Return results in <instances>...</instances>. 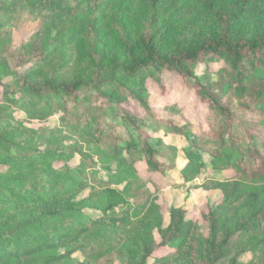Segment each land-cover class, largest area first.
Here are the masks:
<instances>
[{"label":"trees","instance_id":"trees-1","mask_svg":"<svg viewBox=\"0 0 264 264\" xmlns=\"http://www.w3.org/2000/svg\"><path fill=\"white\" fill-rule=\"evenodd\" d=\"M37 15L28 56L14 34ZM72 45L79 71L43 75L74 60ZM165 72L206 104L205 120L155 114L147 82L164 86ZM134 99L152 121L121 103ZM56 113L57 127L30 124ZM179 151L186 180L222 172L202 186L224 201L201 220L170 207L164 227L140 165L172 171ZM0 264H264V0H0Z\"/></svg>","mask_w":264,"mask_h":264},{"label":"rangeland","instance_id":"rangeland-1","mask_svg":"<svg viewBox=\"0 0 264 264\" xmlns=\"http://www.w3.org/2000/svg\"><path fill=\"white\" fill-rule=\"evenodd\" d=\"M72 3L77 5L81 0H71ZM24 24V23H23ZM20 27V26H19ZM41 28V19L39 15L35 16L33 19L25 22L24 25H21L20 28L17 27V30L14 34V43L19 46L20 50L27 52V55H32L34 48L36 46V41L32 43L33 34L37 31V28ZM7 31H10L13 27L11 25V20H7L5 25ZM35 44V46H34ZM27 49V50H26ZM70 51L74 53V60L65 64L64 66L58 65V58H55L54 61L45 65L43 68V75L49 76L54 73L59 75H70L79 71L80 67L75 60L76 56V46L72 45ZM30 55V56H31ZM147 85L151 91L150 104L153 111L156 115L165 117L170 115L174 121L182 122L184 119H188L194 123H199V121L205 120L207 109L206 104L201 102L199 98L196 97L194 92L187 87V84L181 77H179L174 72H165L164 73V86L157 83L154 79H149ZM121 103L126 106L130 111L137 113L141 120H144L148 115L136 99L134 100H122ZM176 104L183 112V114L169 113V106ZM16 115L22 113V111H16ZM60 114L56 113L52 117H49L47 120H38L34 119L30 124L32 126L38 127L45 122H48L51 127H57L59 124ZM152 121V117H147V122ZM139 125L140 122L138 121ZM148 132H150L155 138H162L167 143L177 145V147L187 146V141L183 136L173 135L171 133L165 134L164 130L157 131L152 126L143 125L141 126ZM133 134L138 135V130L133 129ZM66 141V138L63 137V134H59L56 137V146L63 145ZM208 160V157H204ZM80 155L76 156V160H80ZM98 162V160H97ZM186 162V157L183 152L179 151L177 159V167L172 171H167L166 173L150 172L147 170L146 166L140 165L141 173L144 177H150L148 181V186L154 191L156 195V201L163 206L164 209V227H167L171 222V217L169 213L170 207H183L186 212V220L190 221L192 219L201 220V213L203 211H208L210 208H216L219 204L224 201V194L219 189H209L206 190L202 186L204 181L213 175L217 177H222V172H217L211 170L209 167L203 169V171L198 174L196 177L191 179H185L180 169L182 165ZM111 167L114 169L115 165L111 164ZM97 174L96 176L109 179V170L105 168L101 162H98L96 166ZM87 179L91 178L90 175H86ZM89 177V178H88ZM92 179V178H91ZM123 187V185L121 186ZM91 188L90 184L85 187L77 199H82L88 197L90 194ZM85 216H98L100 211L93 208H85L83 210ZM158 241L161 240L159 233L155 231L154 233ZM166 250V249H164ZM64 251V248L61 249ZM75 257L84 260L86 258L83 251H78L74 254ZM246 259L251 257V254H246Z\"/></svg>","mask_w":264,"mask_h":264}]
</instances>
